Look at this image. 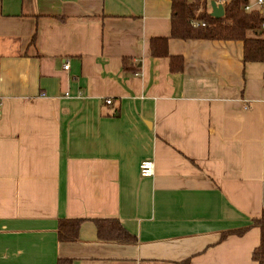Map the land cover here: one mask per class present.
<instances>
[{"label":"crops","instance_id":"obj_1","mask_svg":"<svg viewBox=\"0 0 264 264\" xmlns=\"http://www.w3.org/2000/svg\"><path fill=\"white\" fill-rule=\"evenodd\" d=\"M173 13L0 0V264H257L258 227L223 235L264 212V62L244 61L243 40L173 37ZM157 37L182 70L153 55ZM62 219L82 220L77 241ZM96 219L136 242L100 241Z\"/></svg>","mask_w":264,"mask_h":264},{"label":"trees","instance_id":"obj_2","mask_svg":"<svg viewBox=\"0 0 264 264\" xmlns=\"http://www.w3.org/2000/svg\"><path fill=\"white\" fill-rule=\"evenodd\" d=\"M174 13L172 16V36L178 38H206V39H238L244 41V61L264 62V16L259 12H247L244 7L248 0H227L224 3L225 15L215 18L200 5L188 0H173ZM207 3L208 0H205ZM199 19L206 22L205 26L194 27L192 21ZM260 31H262L260 33ZM35 39V35L34 38ZM167 37L153 38L151 41L154 56H170L167 50ZM172 63L179 59V70L183 69V58L170 56ZM128 69V58L124 61ZM81 219H62L59 225L61 241H77ZM98 237L100 241L130 244L136 242V237L128 232L118 219H96ZM260 229V243L253 251V260L257 264H264V212L261 217L253 220L252 224L242 229L224 233L223 238L231 234L243 235L250 227ZM185 261L184 264H188Z\"/></svg>","mask_w":264,"mask_h":264},{"label":"built area","instance_id":"obj_3","mask_svg":"<svg viewBox=\"0 0 264 264\" xmlns=\"http://www.w3.org/2000/svg\"><path fill=\"white\" fill-rule=\"evenodd\" d=\"M258 3H260L261 5H263L264 8V0H258ZM250 7L249 6H245V9L248 10ZM192 25L193 26H205L206 23L203 21H192ZM70 64L69 62H66V64H64V69H69ZM108 103H111V99L107 100ZM3 106V100L2 97L0 96V109ZM156 172V166H155V161L152 159H146L144 161H142L141 165H140V173L142 176L144 177H151L154 176Z\"/></svg>","mask_w":264,"mask_h":264},{"label":"water","instance_id":"obj_4","mask_svg":"<svg viewBox=\"0 0 264 264\" xmlns=\"http://www.w3.org/2000/svg\"><path fill=\"white\" fill-rule=\"evenodd\" d=\"M211 5H212L211 16L219 19L225 15V9L223 4L217 2L216 0H212Z\"/></svg>","mask_w":264,"mask_h":264}]
</instances>
